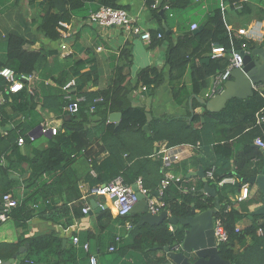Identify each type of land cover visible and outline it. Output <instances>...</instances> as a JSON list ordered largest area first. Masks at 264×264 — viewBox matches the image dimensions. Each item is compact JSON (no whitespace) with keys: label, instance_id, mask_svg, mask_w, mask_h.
Listing matches in <instances>:
<instances>
[{"label":"trees","instance_id":"16d2710c","mask_svg":"<svg viewBox=\"0 0 264 264\" xmlns=\"http://www.w3.org/2000/svg\"><path fill=\"white\" fill-rule=\"evenodd\" d=\"M21 1L0 0V13L18 5ZM27 2L29 4L27 9L35 8L36 13L31 15L28 21H24V25L34 30L36 38L29 40L17 34H10L5 53L0 55V68L9 66L18 72L33 76L28 84L33 94L29 93L28 89L17 93L12 101L6 104L11 107L12 113L5 109L6 106L0 111L1 126L6 129L11 121H16L17 117L23 116L18 126L9 129L7 135L0 134V200L3 194L12 193L19 201L18 206L12 211L11 218L0 226L15 218V224L26 229L28 221L35 216L65 227L73 223V218L78 216V209L84 206L81 191L76 186V179L73 178L66 185L70 186L71 191H66V201L60 205L55 202L56 194L60 189L57 186L65 187L66 174L63 168L74 158L84 154L88 135L85 124L90 123L93 115L100 109L104 113L107 111L121 113L120 125L115 126L111 123L108 130L102 134V142L108 147L119 146L122 151L129 152L130 159L131 156L133 158L138 154L146 158L140 160L141 162L135 168L125 164L120 155L113 151L100 163L93 161V167L97 172L92 181L93 184L107 183L117 176L123 177L127 184H134L139 177H142L145 185L151 187L154 179L152 175L159 169V165L149 158L151 146L155 141H167L169 145L196 144L198 141L212 143L216 152V161L206 166L205 170L215 167V178L208 180L210 186L217 190L222 205L216 218L221 220L229 234V241L219 247L220 254L231 264H264V215L254 216L249 225L237 230L238 222L247 214L235 208L234 202L230 199L229 187L219 185V181L225 176L248 177L256 171L252 169L253 160L258 157L263 158V153L253 145V141L259 137L264 140V122L260 120V117L264 116V93L255 90V94L245 100L232 99L220 112L208 111L195 98L208 87L212 76L225 70L233 50L252 51L259 46L252 39L238 36V33L229 28V15L227 10L222 8V3L230 7V12L235 17H243L248 21L253 17L264 20V0H214L213 6L209 7L203 15L180 22V36L176 42L170 43L165 61L170 70L173 97L177 103L192 97L194 106L200 105L203 108L202 112H191L187 107L186 116L166 114L163 117H155L145 128L147 111L145 107L134 106L129 101V92L136 86L132 85L130 76L124 71L116 77L109 88L93 94L83 90L86 86L85 81L83 83L76 81L77 92L79 95H84L86 101L80 104L76 114H69L64 108L66 100L63 92L58 98L61 102L63 125L56 134L48 137L46 148L43 150L32 148L23 154L17 139L23 136L27 145L34 142L29 132L43 121L37 106L45 105L48 97L40 89L42 81L39 77V68L47 61L50 54L57 53L55 49L48 51L40 39L61 40V22L71 23L76 18L86 19L101 6L125 8L118 3V0H27ZM154 3L157 7L153 10V15L159 20H161L159 8L164 7L165 4H169L166 20L174 19L178 14L201 6V3L194 6L195 0H163L159 6L157 0H147L148 7L152 8ZM194 22L198 24V29L202 26L197 33L191 29ZM157 34L158 31L151 32L150 47L154 54H158L164 41L171 37V34L166 32L163 33L162 38H158ZM214 44L223 46L227 54L224 57L212 58L211 50ZM189 65L192 70L193 94L183 83L174 84L175 80H181L184 77ZM83 68L84 62H76L73 72L76 77ZM70 78H73L71 69L64 70L56 81L63 86L71 80ZM139 81L150 93L162 85L166 77L163 68L148 66L139 73ZM5 82L0 77V89L4 87ZM190 94L191 97H189ZM5 96L8 98V95L5 94ZM97 97L103 102L96 101ZM92 106L96 108L93 112H91ZM198 124H203V127L201 129L196 127ZM247 130L250 131L249 136L245 134ZM241 145L244 147L241 148ZM147 149H149L148 153H146ZM23 162H27L28 169L22 166ZM233 163L234 170L231 166ZM14 172L20 174L22 181L11 177ZM20 182L24 183L23 187L20 186ZM204 186V180L200 181L197 191L188 193L182 192L172 183L162 197L166 204L165 209L173 216L185 218L193 214L194 208L202 211L212 207L214 197L205 194ZM70 203L74 206L71 207ZM228 205L231 209H228ZM105 217L111 218L110 210H103L99 214L98 221L101 222ZM125 220L132 225L125 235L117 236L119 234L112 233L109 238L101 236L103 245L109 247V251H106L107 247L101 250L102 254L111 260L109 264H153L155 257H147L151 255L152 249H160L159 247L163 248L166 245L175 248L183 241L182 226L173 230L165 221L154 226L145 224L135 228L136 216H121L118 219L122 224ZM259 229L263 230L262 235H258ZM90 235V232H87V238L82 240L80 246H76L73 241L63 246V239L55 232L35 235L31 238L19 236L17 241L0 242V259L3 261L10 259L19 250L21 244L29 241V250L18 258L16 264H91L90 253H85L83 248L86 244L84 242L90 240ZM248 237H251V241ZM111 247H114V250L111 251ZM159 261L162 262L163 258L155 259V263ZM98 264H106V261L98 262Z\"/></svg>","mask_w":264,"mask_h":264},{"label":"crops","instance_id":"0c3cea01","mask_svg":"<svg viewBox=\"0 0 264 264\" xmlns=\"http://www.w3.org/2000/svg\"><path fill=\"white\" fill-rule=\"evenodd\" d=\"M158 1L159 0H157V3ZM26 2L27 0H22L18 5L9 8L4 13H0L1 39H8L10 34H17L29 40L36 38L34 30L27 28L24 25V21H28L30 19L26 17H31V15L36 13L35 8L27 9L28 6L25 4ZM118 3L133 12L138 17L142 25L150 32L158 31V29L165 24L170 32L169 34H171L170 39H166L158 54H154L153 50L150 47V43L142 40L139 36L132 35L118 27L108 28L90 25L85 23L86 19L84 18H76L71 22V27L68 30L71 33V37L67 40V43L69 44L72 52L68 55H65L63 49L61 48V40L48 41L45 38L40 39V41H42L46 45L45 48L48 51H53L55 49L57 53L54 55L50 54L47 57V61L43 63L39 68V77L42 81V87L40 89L41 92L48 97L45 101V105L38 104L37 106V110L43 117V121L41 124L34 126L30 130L29 133L31 135H35L36 139L31 145L25 144L23 147H21V151L23 154L27 153V151L32 148L43 150L48 146L49 136L41 134V126H43V124H52L58 127H61L63 125L62 113L60 111L61 102L58 98L64 92L63 86L65 84L63 86H60L56 80L60 77L64 70L66 71L71 69L72 77L75 78V80L79 83H83L85 81L87 87L84 86L83 90L91 94L97 93L99 90H105L109 88L116 77L122 71H124L125 74L130 76V82L132 83V85L136 86L131 90V92H129V101L134 106L145 107L147 114H151V120L155 117H163L166 114L179 117L187 115V107L190 110V99L187 100L185 98L182 103H177L175 101L172 92L170 70L169 67L165 64L166 52L170 43L176 42L177 38L180 36V22L182 20H190L193 17L203 15L204 12L209 9V7L213 6L214 0H195L194 6L201 3L200 7H193V9L188 10V12L178 14L176 15V17H174V19L171 18V20L165 19V16L167 12L169 13V11H167L168 9H164V7L159 8V13L161 9H163L165 16L160 13L161 20L155 18L153 15V10L155 8L148 7L147 0H118ZM226 7L227 8L225 10H227L226 12L228 13L227 15H229L230 20L229 28L234 32L238 33V30L240 28H247L257 23L259 24L258 26H255L256 30H258V32H255L257 39L254 40L253 38L252 40L255 41L259 46H262V43L264 41V20L253 17L248 21V19H245L243 17H235V15L230 12V7L228 5ZM238 36L240 35L238 34ZM243 37L251 39L246 36ZM4 53L5 46L2 47V45L0 44V55ZM78 61L84 62V68L76 77L75 73L73 72L76 68V62ZM148 66L163 68L166 77V81L159 87L152 90L150 93L147 90L141 89L142 84L139 81V73ZM213 77L214 76L210 78V84L208 85V87L203 89L200 92L199 96L203 98H210L213 95ZM181 83H183L186 86L187 90L191 94H193L192 70L190 65L184 77L181 80L174 81V84L177 85ZM191 94L189 97L192 96ZM15 95L16 94L14 93L9 94L4 106H6L8 102H11L13 96ZM96 101L100 103L103 102L99 97L96 98ZM193 108L194 112L197 113L202 112L203 109L200 105L195 107L194 102ZM5 109L9 113H12V109L10 106H6ZM93 111L91 110V112ZM112 113L114 112L107 111V113H104L101 112L100 109H98L95 114L93 113L94 115L91 119V122L85 124V129L87 130L88 135L86 139L87 145L84 150V154L74 158L71 163L63 168L66 174L65 187L61 188V186L58 185L57 187L60 189L55 197V202L59 205L66 201V191H71L70 186L66 185L74 178L76 179L77 189L81 191V200L83 202V205L86 201V197L87 200H89L90 207H92V199H94L97 204H103L105 206L107 205V207L94 214H84L82 212V209H78V216H75L73 218V223L68 227L52 221H46L39 218L38 216H35L28 221V226L25 229L21 228L19 225L17 226L14 221L16 219L12 218L8 223L2 224L0 226V242L17 241L19 236L31 238L35 235L55 232L63 239V246H66L71 241H73L74 243V236L79 237V243L77 245L75 243L74 244L76 246H80L82 240L87 238V232H90V240L84 242L89 244V251H86L84 249L85 253H90L91 255L96 256L99 263L106 261L107 264L109 261H111L107 256H105V254H102V248H106L107 246H104L103 242H101V236L104 235L109 238L112 233L119 234L117 236H122L125 235V232L131 228L128 227V220H125V223L123 224L121 223V221H118L119 217L121 216L117 214L116 207L111 201H108V199L105 197L93 195L92 191L97 186V184L92 183L97 175V172L93 167V161L100 163L103 159L110 156L114 151L116 152V154L120 155L121 160L125 164L137 168V165L139 164V162H141L140 160L146 158L145 156H141L140 154H138V156H134L133 158L131 156L130 159L129 152L122 151L119 146L114 148L108 147L102 142V134L104 131L108 130V126L111 123L115 124V126H119L121 123V120L120 122H117L111 119ZM22 119L23 116L19 118L17 117L16 121H11L8 129H14L16 126H18ZM150 121L148 122L147 118L145 128L148 127ZM202 125L203 124H198L196 127L201 129L203 127ZM1 127L2 126L0 125V134H2ZM249 133L250 131L247 130L245 134L248 135ZM43 137H45V140L43 139ZM37 142L39 144H37ZM253 145L263 153V158H255L252 162L253 168L252 165L251 168L253 170L256 169V171L254 173H251L248 177L238 176L237 182L235 184H226V186L229 187V190L231 191L229 194L231 200L238 194H240L242 185L248 184L250 188L248 199L238 203L235 206L237 210L243 212L244 214H247L245 218L241 219L238 222L237 226L239 228H244L245 226L250 224V221L253 219L250 218L251 212L256 208V206L262 204V193L257 184L246 182L247 178L259 175L264 167V150L262 147L256 144V139H254ZM243 147L244 145H241V148ZM148 150L149 149L146 150V153H148ZM167 150H176L180 152V158L172 167V172L178 177V181L175 182L174 185H176L182 192L195 193L197 191L199 182L203 181V178L199 175H193L192 172H197L200 166L205 169L209 164L215 163L216 152L214 149V145L212 143L203 141H198L196 144L179 143L175 145H169L167 141H155L151 146V154L149 155V158L159 165V169L155 170L154 175H152L154 178L152 181L153 186L148 187L147 185H145L148 189L150 188L149 190H151L153 194L158 190L163 178L162 162L159 159V153H163ZM22 166L28 169L27 162H23ZM231 166L234 170V163ZM12 175L19 176L20 174L18 172H14ZM160 175H162L161 178ZM25 176L27 175L25 174ZM13 179L20 178L13 177ZM20 186L23 187L24 183L20 182ZM235 189L236 192H234ZM69 205L71 207L74 206L73 203H70ZM107 209L110 210L111 218L105 217L101 222H99V214L103 210ZM248 240L251 241V237H248ZM26 244L28 245L26 246ZM105 245H107L106 242ZM21 247H24L25 252L20 253L17 259H15L12 264H16L18 258L29 250V241L21 244L20 248ZM107 248L108 249L106 251H109V247ZM150 252H152L151 255L147 256L149 258L155 257V259L159 260H162L163 258V261H159V263H155L154 259L153 264H162L167 260L166 253L163 249L155 248Z\"/></svg>","mask_w":264,"mask_h":264},{"label":"built area","instance_id":"2783aa9c","mask_svg":"<svg viewBox=\"0 0 264 264\" xmlns=\"http://www.w3.org/2000/svg\"><path fill=\"white\" fill-rule=\"evenodd\" d=\"M226 4L222 3V8L225 10L227 7ZM157 4L154 3L152 8H156ZM239 7V5H236ZM164 9H169V4L164 5ZM85 23L90 25H96L99 27H118L128 32L132 35L139 36L142 40L150 43L152 39L151 32L146 29L142 23L139 21L138 17L128 10L127 8H116L112 6H101L99 10L92 12L88 18H86ZM62 26L61 32V48L65 55H68L72 52L67 43V40L71 37V33L68 31L71 27V23L61 22ZM259 24L252 25L251 27L247 28H240L238 30V34L240 36H246L251 39L256 38L255 26ZM191 29L195 30L198 29L197 23H192ZM158 38L163 37V33L158 32ZM245 48V45H243ZM244 53H251V51L244 49V50H233L231 55L229 56V62L226 66L225 70L220 74L213 77L212 81V94L215 95L216 93L222 91L223 84L231 77L232 70L235 68H241L243 66V58ZM227 54L225 48L220 45L214 44L211 50L212 58L224 57ZM0 77L3 78L6 82L2 89H0V111L2 106L7 101L6 95L9 94H17L25 89H28V92L33 94V90L28 87L29 82L33 79L32 74H27L23 72H18L12 67L3 66L0 68ZM146 86L142 85L141 89L146 90ZM255 90L259 91L260 93H264V83L257 84L255 86ZM64 98L66 100L65 110L69 112V114H76L80 108V104L86 101V97L84 95H79L77 92V82L73 78L69 80L64 86ZM212 95V96H213ZM211 96V97H212ZM91 110H95V107L92 106ZM260 120L264 122V116L260 117ZM2 121V116L0 115V125ZM60 127L52 124H43L41 126V134L43 135H54ZM9 129L1 127V133L3 135H7ZM31 139L35 140V135H31ZM17 144L20 147H23L26 144V140L23 136H19L17 139ZM256 144L263 148L264 150V140L262 138H256ZM180 158L179 151H171L167 150L163 153H159V159L162 162V169H163V178L161 180L160 186L157 190V195H154L151 190H149L143 181V178L139 177L134 184L137 185L139 191L147 197L149 211L153 214H159L165 209V202L162 199L165 190L172 184L178 181V177L176 174L172 172V167L174 166L175 162ZM206 178L207 179H214L215 178V167H211L209 170L206 171ZM237 182V177L234 175L225 176L219 181V185L223 186L226 184H235ZM134 184H127L123 177L117 176L113 180L107 183L99 184L93 189V195H99L111 201L114 206L116 207L117 214L119 216H128L132 211L135 204L138 202V195L133 188ZM250 193V188L248 184H244L241 186V192L236 197L232 199L235 206L248 199ZM86 201L84 202V206L82 208V212L84 214H88L91 207L88 203L87 198L85 197ZM19 201L17 198L14 197L12 193H5L3 194L0 200V224L6 222L9 218H11L12 211L15 207H17ZM103 206V204H100ZM228 209H231V206L228 205ZM128 227L132 228V225L128 223ZM172 229V226H170ZM240 228L237 226V230ZM214 231L216 236L217 245L220 247L221 244L226 243L229 241V234L224 229V226L220 219L215 218L214 221ZM263 230H258V235H262ZM119 239V238H117ZM74 243L77 245L79 243V237H73ZM181 245V244H180ZM173 248L178 249L179 246ZM83 248L86 251H89V244L86 243L83 245ZM110 250H114V247H111ZM89 261L91 264H98V258L94 255L90 254ZM2 260L0 259V263Z\"/></svg>","mask_w":264,"mask_h":264},{"label":"water","instance_id":"95a60500","mask_svg":"<svg viewBox=\"0 0 264 264\" xmlns=\"http://www.w3.org/2000/svg\"><path fill=\"white\" fill-rule=\"evenodd\" d=\"M162 3L163 0H159L158 6ZM160 13L165 16L163 9H161ZM200 29H202V26L193 30V32L197 33ZM158 32L170 33L165 24L158 29ZM260 83H264V45L254 48L251 53H244L243 66L232 70L231 77L224 82L222 91L210 98L201 96H196L195 98L208 111L220 112L225 109L228 102L232 99L245 100L252 97L255 94V86ZM189 104L190 111L194 112L193 98L189 100ZM147 118L149 122L151 114L148 113ZM111 119L120 122L121 114L114 112L111 114ZM49 137L51 136L49 135ZM192 174L203 178L205 182L203 191L214 197V205L212 207L202 211L194 208L193 214L185 218L173 216L166 209L159 214H153L149 211L147 197L134 184L133 188L138 195V202L129 215L133 217L137 215L135 228L145 224L154 226L165 221L172 226L173 230L179 226L184 228V238L178 249H173L170 245H166L163 248L159 247L166 253L167 260L162 264H231L229 260L221 256L220 248L216 242L214 221L222 207L217 190L210 186L209 180L206 178V171L202 166L199 167L197 172H192ZM12 177L20 178L18 175H12ZM246 182L257 184L262 193V204L256 206L251 212L250 218L264 215V167L259 175L247 178ZM157 193V191L154 192V195H157ZM91 206L90 214L98 213L107 207V205L100 206L94 199L91 200ZM23 252H25V249L21 247L12 258L2 261L0 264H12L18 255Z\"/></svg>","mask_w":264,"mask_h":264},{"label":"rangeland","instance_id":"374dc122","mask_svg":"<svg viewBox=\"0 0 264 264\" xmlns=\"http://www.w3.org/2000/svg\"><path fill=\"white\" fill-rule=\"evenodd\" d=\"M25 4H26V5L29 7V4H28V2H26ZM263 5H264V4H263ZM30 9H31V8H30ZM26 18H28V19H29L30 17H29V16H27ZM255 39H257V37H256V38H254V40H255ZM0 44L2 45V47H3V46H5V47H6V44H7V39H1V38H0ZM44 138H45V137H43V139H44ZM38 140H39V139H38ZM44 140H45V139H44ZM37 144H39V143L37 142ZM147 250H148V249H147Z\"/></svg>","mask_w":264,"mask_h":264}]
</instances>
